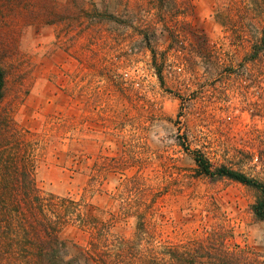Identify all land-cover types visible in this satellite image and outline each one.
Returning <instances> with one entry per match:
<instances>
[{
    "label": "rangeland",
    "instance_id": "1",
    "mask_svg": "<svg viewBox=\"0 0 264 264\" xmlns=\"http://www.w3.org/2000/svg\"><path fill=\"white\" fill-rule=\"evenodd\" d=\"M0 64V149L41 190L194 264H264L259 192L194 160L264 183V0H0Z\"/></svg>",
    "mask_w": 264,
    "mask_h": 264
},
{
    "label": "trees",
    "instance_id": "2",
    "mask_svg": "<svg viewBox=\"0 0 264 264\" xmlns=\"http://www.w3.org/2000/svg\"><path fill=\"white\" fill-rule=\"evenodd\" d=\"M6 71L0 64V105ZM194 160L200 174L227 177L259 192L252 211L264 220V183L225 165L213 166L202 153ZM84 200L40 189L32 159L21 151L0 149V264H194L190 249L172 244L143 245L150 229L143 216L133 237H116L108 224L86 211ZM78 224L88 233L84 245L70 242L63 227ZM197 252V251H196Z\"/></svg>",
    "mask_w": 264,
    "mask_h": 264
},
{
    "label": "built area",
    "instance_id": "3",
    "mask_svg": "<svg viewBox=\"0 0 264 264\" xmlns=\"http://www.w3.org/2000/svg\"><path fill=\"white\" fill-rule=\"evenodd\" d=\"M179 42L181 43V42H183V40H179Z\"/></svg>",
    "mask_w": 264,
    "mask_h": 264
}]
</instances>
